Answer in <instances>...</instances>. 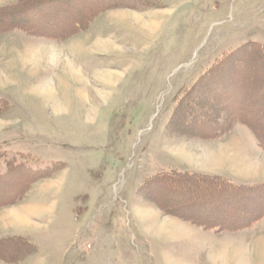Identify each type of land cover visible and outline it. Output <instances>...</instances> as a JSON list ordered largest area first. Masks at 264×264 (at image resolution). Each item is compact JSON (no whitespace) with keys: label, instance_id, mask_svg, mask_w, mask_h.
I'll return each mask as SVG.
<instances>
[{"label":"rangeland","instance_id":"obj_1","mask_svg":"<svg viewBox=\"0 0 264 264\" xmlns=\"http://www.w3.org/2000/svg\"><path fill=\"white\" fill-rule=\"evenodd\" d=\"M38 1L0 0V264H264V0Z\"/></svg>","mask_w":264,"mask_h":264},{"label":"trees","instance_id":"obj_2","mask_svg":"<svg viewBox=\"0 0 264 264\" xmlns=\"http://www.w3.org/2000/svg\"><path fill=\"white\" fill-rule=\"evenodd\" d=\"M54 0H40V1H38L37 3H34V4H32L31 6H29V5H24L23 6V9H21V14H28L29 16L30 15H33V14H35V11L33 12V10H34V8H35V6L36 5H44V4H49V3H51V2H53ZM56 1V0H55ZM57 1H59V0H57ZM155 4V3H154ZM34 5V6H33ZM42 7V6H41ZM37 8V7H36ZM102 9H99V12H98V10H97V12L95 11V12H93L94 13V15L91 17V15L89 16V17H91L90 18V20L97 14V13H100V11H101ZM68 11H70V10H68ZM72 16V15H71ZM83 20H87L88 19V16L87 17H83L82 18ZM83 21L81 20L80 22H75V28H79L81 25V23H82ZM30 27V26H29ZM66 30V29H65ZM57 33H59V32H62V31H56ZM48 34L47 35H52V34H49L50 32H47ZM52 33V32H51ZM61 39V37H57V38H55V40H60ZM243 101H245V100H243ZM243 101H241V103H242V105H243ZM252 103V102H251ZM242 107V106H241ZM245 112L246 111H244V107H243V109H242V112L240 113L241 115H239V120L238 121H240V123H243V124H245L248 128H250V130L253 132V134L254 135H256V137H257V140H258V145L262 148V149H264V134H262V136H261V139L257 136V133H256V131L258 130H264V129H261L262 127H264V125L263 124H260V123H258L257 122V120H259V118L257 117V116H255V117H252V116H245ZM247 123H249V124H247ZM218 125V124H217ZM254 126V127H253ZM12 163V162H11ZM172 172H167V173H165L164 175H162L163 177H170V176H172V174H171ZM177 173H181V172H179V171H177ZM162 178V177H161ZM188 187V186H187ZM188 188H186V190H187ZM190 189V188H189ZM236 189V188H235ZM197 202H198V200H197ZM247 213V212H246ZM253 214V213H252ZM252 214H243L244 216H247V215H252ZM243 215H241L240 217H242ZM247 218V217H246ZM235 224H238V222L237 223H235ZM230 226V225H229ZM237 227H238V225H237ZM12 238V237H11ZM13 238H17V237H13Z\"/></svg>","mask_w":264,"mask_h":264},{"label":"bare ground","instance_id":"obj_3","mask_svg":"<svg viewBox=\"0 0 264 264\" xmlns=\"http://www.w3.org/2000/svg\"><path fill=\"white\" fill-rule=\"evenodd\" d=\"M59 3H66V1H65V0H61ZM59 3H58V4H59ZM58 6H59V5H58ZM60 6H62V5H60ZM62 9H63V8H62ZM60 10H61V9H60ZM48 12H50V11H48ZM41 13H42V12H41ZM74 14H75V13H74ZM40 15H41V14H40ZM48 16H49V15H48ZM70 16H71V15H70ZM70 16H69V17H70ZM44 18H45V17H44ZM48 19H49V18H48ZM67 19H68V18H67ZM32 20H33V19H32ZM43 21H44L43 23L45 24V21H46V20L44 19ZM50 21H51V20H50ZM38 22H39V20H38ZM46 22H47V21H46ZM40 23H41V22H40ZM43 23H41V25H39L38 28H43V30H44L46 27H44V26L42 25ZM50 23L52 24V25L50 24V27H52L53 25H55L54 27H52V29L54 28L55 30H56V29H57V30L59 29L60 31H62V30H64V28H65V26L62 27L61 25H59V23L56 25L57 22L54 23V21H52V22H50ZM48 24H49V22H48ZM3 26H5V25L3 24ZM36 26H37V25H36ZM48 26H49V25H48ZM40 30H41V29H40ZM43 30H42V31H43ZM50 31H51V30H50ZM51 55H53V53H51ZM257 67H258V66H257ZM39 87H40L41 91H43V92H44L45 90H47L48 95L46 94L45 97H49L50 94H49V88H48V86H47V82L42 83V85L39 86ZM50 92H51V91H50ZM247 98H248V97H247ZM250 104H252V103L250 102ZM250 104H249V105H246V106H250ZM244 107H245V106H244ZM259 113H260V112H259ZM262 114H263V113H262ZM205 155H206V156H210V158L213 156V154H212L211 152L209 153V151H208V152L206 151ZM214 156H216V155H214ZM217 158H218V156L215 157V159H217ZM244 166H248V167L251 168V166H250L248 163H247V165L244 164ZM248 167H246V168H248ZM194 201H195V200H194ZM195 203H196V202H195ZM197 204H199V203H197ZM173 205H174V204H173ZM202 205H203V204H202ZM216 207H217V206H216ZM192 212H193V211H192ZM205 214H206V213H205ZM212 217H213V216H212ZM176 232H177V231H176ZM260 255H261V254H260ZM208 256H209L210 258L212 257V255H208ZM211 259H212V258H211ZM209 261H210V260H209Z\"/></svg>","mask_w":264,"mask_h":264}]
</instances>
